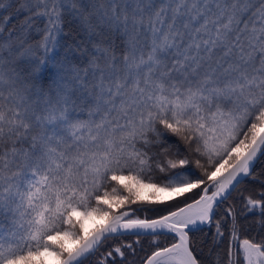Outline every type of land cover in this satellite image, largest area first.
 Masks as SVG:
<instances>
[{
	"label": "snow or ice",
	"instance_id": "1",
	"mask_svg": "<svg viewBox=\"0 0 264 264\" xmlns=\"http://www.w3.org/2000/svg\"><path fill=\"white\" fill-rule=\"evenodd\" d=\"M0 264H264V0H0Z\"/></svg>",
	"mask_w": 264,
	"mask_h": 264
},
{
	"label": "rangeland",
	"instance_id": "2",
	"mask_svg": "<svg viewBox=\"0 0 264 264\" xmlns=\"http://www.w3.org/2000/svg\"><path fill=\"white\" fill-rule=\"evenodd\" d=\"M161 198L167 200L169 198V196H168V194H161ZM92 226L93 225H92L91 221L87 222V227L91 228Z\"/></svg>",
	"mask_w": 264,
	"mask_h": 264
},
{
	"label": "trees",
	"instance_id": "3",
	"mask_svg": "<svg viewBox=\"0 0 264 264\" xmlns=\"http://www.w3.org/2000/svg\"><path fill=\"white\" fill-rule=\"evenodd\" d=\"M214 230V229H213Z\"/></svg>",
	"mask_w": 264,
	"mask_h": 264
}]
</instances>
